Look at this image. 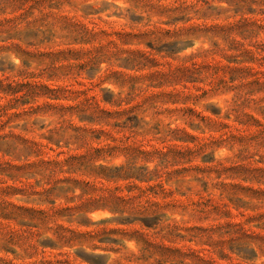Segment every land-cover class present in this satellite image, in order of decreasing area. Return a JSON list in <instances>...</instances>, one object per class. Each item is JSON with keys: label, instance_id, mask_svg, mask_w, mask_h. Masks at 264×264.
<instances>
[{"label": "rangeland", "instance_id": "obj_1", "mask_svg": "<svg viewBox=\"0 0 264 264\" xmlns=\"http://www.w3.org/2000/svg\"><path fill=\"white\" fill-rule=\"evenodd\" d=\"M0 264H264V0H0Z\"/></svg>", "mask_w": 264, "mask_h": 264}]
</instances>
